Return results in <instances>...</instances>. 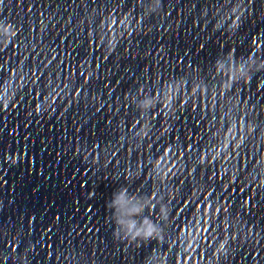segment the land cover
<instances>
[{
	"label": "clouds",
	"instance_id": "obj_1",
	"mask_svg": "<svg viewBox=\"0 0 264 264\" xmlns=\"http://www.w3.org/2000/svg\"><path fill=\"white\" fill-rule=\"evenodd\" d=\"M151 202H145L138 196L129 193L126 186H120L112 193V197L106 202V207L112 210V217L116 224L114 237L116 239H150L158 236L159 230L148 217L137 220L145 208L151 207Z\"/></svg>",
	"mask_w": 264,
	"mask_h": 264
}]
</instances>
